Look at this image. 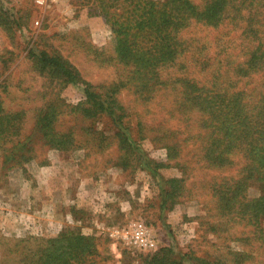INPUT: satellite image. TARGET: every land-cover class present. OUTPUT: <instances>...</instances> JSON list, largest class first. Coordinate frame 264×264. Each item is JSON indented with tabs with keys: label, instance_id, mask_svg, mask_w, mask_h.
Returning <instances> with one entry per match:
<instances>
[{
	"label": "rangeland",
	"instance_id": "1",
	"mask_svg": "<svg viewBox=\"0 0 264 264\" xmlns=\"http://www.w3.org/2000/svg\"><path fill=\"white\" fill-rule=\"evenodd\" d=\"M169 1L0 0V264H264V0Z\"/></svg>",
	"mask_w": 264,
	"mask_h": 264
},
{
	"label": "trees",
	"instance_id": "2",
	"mask_svg": "<svg viewBox=\"0 0 264 264\" xmlns=\"http://www.w3.org/2000/svg\"><path fill=\"white\" fill-rule=\"evenodd\" d=\"M178 0H171L169 2H176ZM184 2L180 4L179 7V16L174 17L173 15L170 16H166L163 18L164 22H171L174 24V26L177 28H183V27H187L188 25H190V21L188 17L194 18V17H199L197 14V9L198 7L194 4H192L191 2H189L188 0H183ZM182 2V1H181ZM218 2V1H217ZM150 4H153V0H149ZM217 4H214V6H209L204 10V16L201 19H204V21L208 24H214V25H219L221 23V19L222 16L221 13H219L220 10H217ZM201 19H197L198 21ZM126 51L124 54H127L126 52L131 50V47H127L124 48ZM147 59V58H145ZM44 64V66H53V67H57L60 68L59 70H63V73H65V69H63V66L61 67L59 60H57L54 57H45L44 59L41 60ZM105 110L109 111L112 113V111H110L109 106L104 108ZM3 111L2 109V103L0 102V113ZM0 128H1V122H0ZM3 131L0 129V137L2 135ZM262 209H264V204L261 207ZM80 241L84 240L82 238H79ZM78 256L81 254H77Z\"/></svg>",
	"mask_w": 264,
	"mask_h": 264
},
{
	"label": "built area",
	"instance_id": "3",
	"mask_svg": "<svg viewBox=\"0 0 264 264\" xmlns=\"http://www.w3.org/2000/svg\"><path fill=\"white\" fill-rule=\"evenodd\" d=\"M44 3L46 0H38ZM124 240L135 249L153 251L158 247V242L150 227L143 222H134L130 232L124 236Z\"/></svg>",
	"mask_w": 264,
	"mask_h": 264
}]
</instances>
